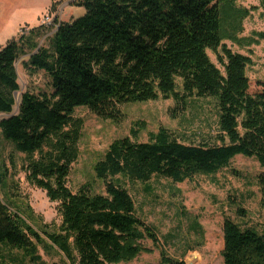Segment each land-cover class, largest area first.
I'll return each instance as SVG.
<instances>
[{"label": "trees", "instance_id": "trees-1", "mask_svg": "<svg viewBox=\"0 0 264 264\" xmlns=\"http://www.w3.org/2000/svg\"><path fill=\"white\" fill-rule=\"evenodd\" d=\"M236 1L72 0L85 12L59 23L46 46L38 43L39 26L0 47V113L10 114L0 120V133L22 154L26 179L59 203L61 215L58 232L39 229L0 197V264H26V257L41 263L37 243L42 236L69 264L130 261L150 251L144 240L154 245L159 240L155 227L138 216L125 181L146 183L159 176L183 182L213 175L238 154L254 157L264 167V89L249 92L250 57L222 42L258 44L264 31L237 36L250 10L237 7ZM259 4L264 9V0ZM208 49L216 53L222 70L210 60ZM24 55L23 68L29 74L46 73L49 89L25 91L12 113L19 89L16 62ZM175 78L181 81V93ZM159 96L173 97L176 109L194 99H213L215 141L187 143L160 127L149 133L148 141L137 142L133 138L145 124L136 122L139 128L113 140L93 166L104 192H93L87 184L71 191L67 181L79 155L83 125L75 109L87 107L116 122L122 117L120 105ZM256 182L264 208V171ZM237 212L244 214L240 207ZM222 234L223 264H264V228L243 227L225 217ZM160 262L186 264L163 249Z\"/></svg>", "mask_w": 264, "mask_h": 264}, {"label": "rangeland", "instance_id": "rangeland-1", "mask_svg": "<svg viewBox=\"0 0 264 264\" xmlns=\"http://www.w3.org/2000/svg\"><path fill=\"white\" fill-rule=\"evenodd\" d=\"M235 5L250 10L241 21V31L237 33L239 38L264 31V9L259 0H237ZM84 12L72 0H0V47L8 39L39 26L43 29L38 43L46 46L59 23L70 22ZM222 42L232 52L250 57L251 62L246 66L249 92L264 89V41L251 45L228 39ZM207 54L222 70L216 53L208 49ZM27 58L24 55L16 62L19 89L14 95L12 113L17 112L18 102L25 91L49 89L50 79L46 73L36 71L29 74L23 68L22 61ZM175 86L176 91L181 93L180 79L175 78ZM176 104L171 96L123 104L119 107L122 117L116 122L98 117L87 107H77L75 116L82 119L83 125L79 155L68 176L69 189L76 192L81 185L87 184L93 192L103 193V183L96 177L93 166L113 140L130 136L132 127L139 128L136 122L145 124L133 138L137 142L148 141L149 133H155L160 127L187 143H198L208 138L211 142L215 141L217 119L213 99H194L184 109H176ZM9 115L0 113V120ZM21 162L22 154L0 133V171L4 173L0 197L28 215L37 228L58 232L61 225L59 203L50 200L44 190L26 179ZM261 171L264 167L254 157L238 154L227 167L213 175L198 174L183 182L159 176H152L146 183L125 181L138 216L155 227L159 241L154 245L150 240H144L143 244L150 249L149 252H141L130 261L116 264H161V249L186 264H223L222 224L225 217L243 227H253L258 231L264 228V208L260 205L256 182V176ZM238 207L244 210L241 216L238 215ZM195 223L200 226L199 230L193 228ZM12 252L19 256L23 253L17 249ZM37 255L40 256L39 264H69L44 236L37 243ZM25 263L32 264L29 257L25 258Z\"/></svg>", "mask_w": 264, "mask_h": 264}, {"label": "water", "instance_id": "water-1", "mask_svg": "<svg viewBox=\"0 0 264 264\" xmlns=\"http://www.w3.org/2000/svg\"><path fill=\"white\" fill-rule=\"evenodd\" d=\"M14 95H15V93H14ZM20 103H21V98H20V100H19V102H18V106L20 105Z\"/></svg>", "mask_w": 264, "mask_h": 264}]
</instances>
